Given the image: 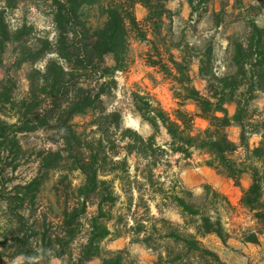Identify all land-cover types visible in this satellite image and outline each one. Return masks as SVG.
Wrapping results in <instances>:
<instances>
[{
  "label": "trees",
  "instance_id": "16d2710c",
  "mask_svg": "<svg viewBox=\"0 0 264 264\" xmlns=\"http://www.w3.org/2000/svg\"><path fill=\"white\" fill-rule=\"evenodd\" d=\"M26 0H7V8L14 10ZM53 8V21L57 29L55 42L49 39H39L38 44L30 47L25 44L32 35V28L22 27L17 33H12L5 20V10L0 12V49L3 51L12 41L20 42L23 47L19 54L17 68L25 64H37L46 61L44 71L35 70L29 74L30 95L20 103L13 101L12 88L1 84L0 103L7 106L12 104L16 110L17 122L7 123L0 119V160L6 156L12 159L23 152L19 135L36 133L41 130L50 132V142L58 147L57 150L42 151L39 153L40 174L30 183L17 188L16 193L6 199L13 210L17 229L11 238L6 237L0 242L2 248L13 249L14 258L34 262L40 257H47V250L52 245L47 244L48 237L45 231L42 235V250L32 246L31 239L39 235V231L30 226L25 215L18 212L24 208L25 203H32L37 199L40 188L49 174L54 171L81 172L85 177L84 184L73 190L68 184L67 199L72 196L78 201L77 205L63 212V239L53 241V245L71 248L79 234L81 219L86 215L90 200L96 199L99 206V216L91 222V232L88 243L83 245L77 259L71 264H87L94 259H101L102 264H128V253L121 251L104 256L100 244L111 235V231L104 222V206H115L119 200L113 184L103 180L102 175L107 172L108 160L112 162V174L119 172L127 174V156L122 162H116L114 153L117 146L112 141V155L107 151V142L103 133L101 138L88 140L80 133L75 123L78 118L89 115L96 117L93 122L100 132L112 130L122 131V139L128 140L129 154L138 153L146 159H152L156 152L167 155L169 152L158 146L157 137L165 129L171 137L167 145L174 154H181L187 158L192 152L200 151L208 154V166L215 169L220 175L234 181L236 187H243V176L248 172L252 177V185L243 190L242 205L254 213L259 224L264 227V114L259 120H254L250 115V104L257 98L258 93H264V28L260 27L254 19H249L250 33L245 39L236 40L234 45L233 64L237 68L234 75L216 78L213 73L212 48L199 57L200 79L209 80L215 77L222 84L218 88L209 85V96L203 95L195 86L192 77V63L189 59L191 50L187 43L175 44V48L182 52L180 59L170 52L163 30L166 20L174 19V13L168 8L172 0H49ZM212 0H187L190 7V21L201 24L210 13ZM242 2V1H241ZM243 4V3H241ZM143 6L148 11L147 22L154 35V40L148 39L147 33L142 29L136 15L135 7ZM98 9L106 19L99 27H93L88 21L87 14L91 9ZM250 14L255 18L263 13L264 7L251 5ZM217 26L219 24L217 23ZM134 33L141 42H151L152 52L158 57L150 56V65L158 67L167 76L173 77L179 85L178 99L184 102L196 103L201 118L210 123L209 128L203 132H195L196 119L191 113L178 109L173 116L166 113L162 107H156L151 100L141 95H135V103L141 117L154 129V134L145 139L134 129H123V118L120 113L106 115L108 109L104 98L110 97L118 89L117 74L125 72L130 67V37ZM162 48L167 53L168 61L163 60ZM158 44V45H157ZM185 46V47H184ZM186 49V51H185ZM112 64H110V59ZM244 88V91H241ZM229 103L237 105L236 114L231 117L226 108ZM262 118V119H261ZM106 124L108 126H106ZM106 126V127H105ZM237 126L241 129V144L248 154L246 163L239 165L231 155L240 148L229 137L228 130ZM259 136L262 141L260 146L251 149L250 137ZM109 140V138H108ZM115 148V149H114ZM6 158V159H7ZM156 163L150 161L146 179L154 186V167ZM64 177V181L68 180ZM113 183V182H112ZM207 196L203 203L196 201L191 192H177L176 189L168 190L160 184V189L155 190L162 196L164 206L168 202L178 208L189 227L195 233L185 234L179 227L174 226L166 218L156 219L151 217L152 232H148L145 225L138 222L135 231L138 236L145 232L148 236L137 239L142 244L153 246V236H158L166 244V255L161 254L157 264H224L218 253L207 248L202 239L215 235L227 244L229 234L226 233L221 217L212 216L214 199L222 198L229 201L221 194L207 187ZM157 197V196H156ZM144 200V198H142ZM216 200L213 201L216 203ZM146 203V202H145ZM213 204V203H212ZM162 205V206H163ZM14 209V208H13ZM157 209L162 215L161 205ZM147 217L152 215V209L147 206ZM154 222V223H153ZM167 225L165 233L159 229ZM14 233V231H12ZM157 234V235H155ZM11 241L12 244L9 242ZM155 242V241H154ZM247 242L258 244L256 234L248 237ZM10 243V245H9ZM4 249L3 251H7ZM1 254V253H0ZM60 253V257L64 256Z\"/></svg>",
  "mask_w": 264,
  "mask_h": 264
},
{
  "label": "rangeland",
  "instance_id": "374dc122",
  "mask_svg": "<svg viewBox=\"0 0 264 264\" xmlns=\"http://www.w3.org/2000/svg\"><path fill=\"white\" fill-rule=\"evenodd\" d=\"M107 1L111 2L112 0ZM251 5L264 7V0H212L210 13L201 24L195 25L190 21L191 10L187 0H172L168 3V8L175 16L172 22L166 20L163 36L171 47L170 52L178 59L182 57V52L175 48V44L184 42L190 46L191 50H187V52H189V59L192 60L194 86L203 95H210V84L220 88L222 87L219 82L221 78L236 73L237 68L233 64V43L236 40L245 41L249 35L248 20L254 19L260 27L264 28V10L260 16L251 18L252 16L249 15ZM6 8L7 0H0V12L5 10V20L12 33H17L24 26L32 28L33 33L27 38L25 44L34 47L38 44L39 39H49L51 42H55L57 29L53 21L52 3L49 0H26L14 10ZM135 15L142 29L147 33L148 39L153 41L155 37L147 22L148 11L143 6L137 5ZM87 17L93 27L102 26L106 21L100 10L95 8L88 12ZM130 43V67L127 71L117 74L118 89L112 96L104 98L108 109L106 115L120 113L123 118V129H134L145 139H149L154 134V129L143 120L135 103V95H141L151 100L156 107H162L171 116L178 109L194 115L196 119L195 132H203L209 128L210 123L201 118V112L196 103L187 101L183 104L178 99L181 87L175 83L173 77L165 75L160 68L150 65V56L158 57L152 52L151 42H141L137 39V35L132 33ZM158 44L160 49L164 48L160 42ZM22 45L24 44L12 41L5 50L0 49V93L2 91L1 84L4 83L12 88L13 101L16 103L28 99L30 95L29 74L35 70L44 71L46 66V61H44L34 65L28 63L17 68L21 52L19 48L23 47ZM209 47L213 50V73L216 78H220L219 80H216L215 77L209 80L197 77L199 57ZM162 54L163 60L167 62L168 56L163 49ZM109 60L112 64L111 58ZM241 91H244V88ZM226 108L229 109L231 117L236 114L237 105L235 103L227 104ZM263 114L264 93H258L257 98L250 104V115L257 121ZM0 119L11 124L17 122L16 110L12 104L4 106L0 103ZM96 119L92 115L78 118L75 121L78 124L76 129L87 136L86 138L90 141L101 138L103 133L107 142L110 141L106 145L110 155H112L113 141L117 146L116 150H113L114 153H117L115 161L122 163L127 156L129 172L124 174L119 170L112 174L114 168H112V162L109 159L107 172L102 175L103 180L113 184L115 194L119 198L115 206L112 207L108 204L104 206L106 216L103 220L111 231V235L100 244L104 256L109 257L112 253L124 251L128 253V257L126 256L128 264H157L159 256L166 255L165 242L159 238V234L153 236V244L158 247V250H155L153 246L149 247L139 242L137 239H144L148 235L143 232L138 236L134 229L140 222L147 227L149 233L152 232L151 217L166 218L185 234L195 233L194 228L186 224L180 210L174 207L171 202H168L167 206L161 204L162 196L155 190H159L160 184H163L164 188L168 190L191 192L196 201L201 203L206 199L207 187L223 195L229 204L222 198H219L218 201L213 198L210 202L213 205L212 211H214L212 216L214 218L221 217L229 239L227 244H224L219 237L210 235L202 239L204 245L218 253L224 264H264V227L259 224L254 213L241 203L243 190L248 189L253 182L250 173L247 172L243 176V187H236L234 181L220 175L215 169L208 166V161L211 159L208 154L194 151L190 158L174 154L167 145L172 139L165 129L157 137V143L158 146L167 149L168 156L160 154V152H156L151 160L138 153L128 156L129 141L122 139V131H114L111 128L108 133L100 132L98 126L93 123ZM106 126L108 125L106 124ZM228 133L231 140L237 141L240 146L241 129L233 126L228 130ZM18 137L23 147L22 154L14 156L12 159L4 156L0 160V242H3L6 237L11 238L15 235V229H17L15 215L12 213L13 210H17L16 206H14L15 204L10 206L6 199H10L11 195L16 193L17 188L25 186L39 176L41 170L40 152L58 149L50 142V132L45 130L20 134ZM249 140L251 149L260 146L262 141L258 136L250 137ZM239 149L231 155V158L239 165L247 167L248 154L241 146ZM150 161L156 163L153 169L154 186L144 179L148 175L146 168L148 169L147 165ZM66 176L69 178L64 181ZM84 181L85 177L81 172H69L68 168L63 171L51 172L40 188L37 199L33 203L28 200L24 208L18 210L25 215L30 226L39 231V235L31 239L34 248L43 249L41 239L44 232H47V244L49 242L52 244L47 250L48 256L30 262L20 257L14 258V248L8 249L7 247L0 251V264L73 263L74 259L79 257L83 245L88 243L93 218L99 216L98 201L90 200L86 215L80 221L79 234L71 248L63 247V244L60 247L55 243L53 245V241L58 236V239L65 238L62 215L64 209L67 207L72 209L77 205L78 201L72 196L71 191L82 186ZM70 183L73 190L69 191L71 198L68 200L66 195ZM215 200L216 203L213 202ZM158 205H161L162 215L157 209ZM147 206L152 209V215L149 217H147ZM159 229L163 233L168 230L167 225L162 227L160 224ZM252 234H256L259 238L258 244L247 242L248 237ZM9 242L12 244L11 241ZM4 249L8 250L3 251ZM62 252L65 254L60 257ZM87 264H102V260L94 259Z\"/></svg>",
  "mask_w": 264,
  "mask_h": 264
},
{
  "label": "crops",
  "instance_id": "0c3cea01",
  "mask_svg": "<svg viewBox=\"0 0 264 264\" xmlns=\"http://www.w3.org/2000/svg\"><path fill=\"white\" fill-rule=\"evenodd\" d=\"M255 137V136H254ZM259 137V136H258ZM237 145H238V142L237 141H234ZM240 150V149H239ZM198 152H200V151H198ZM190 160V159H189Z\"/></svg>",
  "mask_w": 264,
  "mask_h": 264
}]
</instances>
